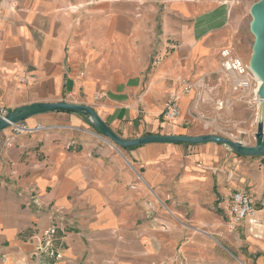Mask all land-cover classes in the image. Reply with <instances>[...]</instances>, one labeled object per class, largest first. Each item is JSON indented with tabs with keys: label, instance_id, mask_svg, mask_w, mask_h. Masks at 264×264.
I'll return each mask as SVG.
<instances>
[{
	"label": "crops",
	"instance_id": "crops-1",
	"mask_svg": "<svg viewBox=\"0 0 264 264\" xmlns=\"http://www.w3.org/2000/svg\"><path fill=\"white\" fill-rule=\"evenodd\" d=\"M235 1L0 2V103L85 105L123 140L237 133L253 146L264 104L222 66L225 49L250 61ZM173 94L181 116L166 122ZM26 122L44 130L0 132V264H37L50 228L46 264H264V209L260 223L226 224L233 193L264 198V156L215 142L125 149L74 112Z\"/></svg>",
	"mask_w": 264,
	"mask_h": 264
},
{
	"label": "water",
	"instance_id": "water-1",
	"mask_svg": "<svg viewBox=\"0 0 264 264\" xmlns=\"http://www.w3.org/2000/svg\"><path fill=\"white\" fill-rule=\"evenodd\" d=\"M252 21L250 23V31L254 36V44L252 54L249 61L250 70L253 75L261 82L258 90V97L264 101V0H259L250 10ZM57 111H68L79 114L88 115L95 128L106 138L121 148L129 149L149 143H190L200 144L207 142L221 143L229 145L236 153L245 157L264 156V136L262 134L263 126L259 125L258 133L255 136L253 146H248L242 142H235L226 138L217 136H203L200 138L184 137V136H149L135 140H123L118 137L91 107L69 103H42L33 104L23 108L16 109L8 116L7 120H0V132L9 128L10 123L27 120L30 117Z\"/></svg>",
	"mask_w": 264,
	"mask_h": 264
},
{
	"label": "built area",
	"instance_id": "built-area-1",
	"mask_svg": "<svg viewBox=\"0 0 264 264\" xmlns=\"http://www.w3.org/2000/svg\"><path fill=\"white\" fill-rule=\"evenodd\" d=\"M0 2L7 3L13 9L20 8L22 4V0H0ZM222 57V66L224 70L229 73H234L235 76L238 78L235 89L251 90L253 94V101L256 104H264V101L260 100L257 95L261 82L251 72L249 62H244L243 60L235 57L233 53L228 49L222 51ZM11 113L12 112L9 108L0 103V120L6 121ZM162 116L164 121L166 122H173L180 118L181 110L179 107V97L176 94L170 96V100L167 103ZM259 125L263 126L262 134L264 136V115L259 116L254 121V131L252 132V138L254 139V141L255 136L258 133ZM8 129L11 130L13 134H29L44 130V126L39 124L36 127L31 128L27 124L26 120H24L19 121L17 123H10ZM150 206H152V204H150ZM260 208L264 209V198L257 203L255 199L247 192L233 193L230 197L226 221L228 229L230 231H234L236 226L243 221H248L250 224L260 223ZM54 233V228H50L48 231L45 232L41 241V245L38 248V252L36 254V258L38 259L37 264H46L43 261L42 256L47 252H51V239ZM52 254L54 255V253ZM5 262L6 259L0 256V263Z\"/></svg>",
	"mask_w": 264,
	"mask_h": 264
},
{
	"label": "rangeland",
	"instance_id": "rangeland-1",
	"mask_svg": "<svg viewBox=\"0 0 264 264\" xmlns=\"http://www.w3.org/2000/svg\"><path fill=\"white\" fill-rule=\"evenodd\" d=\"M259 0H237L234 2V5L236 7V11H237V16H238V24L240 25L241 29L243 30V37L240 39L244 40L246 42H248V51L246 53H244L246 60H250L251 54H252V47L254 44V36L252 35L251 31H250V23L252 21V16L250 14V10L251 7L257 3ZM237 48V54L239 55V57L242 58V51L243 49L241 48V44L239 43ZM245 51V50H244ZM258 113V109L256 110ZM263 113H264V109H263ZM249 133V132H246ZM239 135L237 133L232 134V136H230V140L235 141V140H239Z\"/></svg>",
	"mask_w": 264,
	"mask_h": 264
},
{
	"label": "trees",
	"instance_id": "trees-1",
	"mask_svg": "<svg viewBox=\"0 0 264 264\" xmlns=\"http://www.w3.org/2000/svg\"><path fill=\"white\" fill-rule=\"evenodd\" d=\"M66 112H68V111H66Z\"/></svg>",
	"mask_w": 264,
	"mask_h": 264
}]
</instances>
